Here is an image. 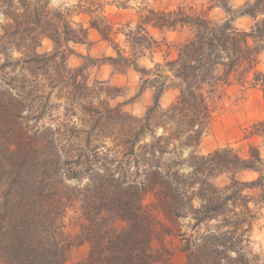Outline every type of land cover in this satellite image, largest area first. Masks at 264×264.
I'll return each mask as SVG.
<instances>
[{
    "label": "trees",
    "instance_id": "obj_1",
    "mask_svg": "<svg viewBox=\"0 0 264 264\" xmlns=\"http://www.w3.org/2000/svg\"><path fill=\"white\" fill-rule=\"evenodd\" d=\"M214 1L225 19L193 6L143 5L135 26L120 27L105 10L114 1L79 0L76 14L85 17L76 22L72 8L53 9L48 0H0V264H70V247L83 243L89 252L78 264H168L177 250L187 264H264V249L252 246L264 207L260 150L251 145L246 157L230 146L208 155L194 150L212 120L210 92L257 61L264 0L237 9ZM241 16L255 19L250 31L235 26ZM186 26L193 35L176 58L154 70L138 64L136 57L155 44L149 27ZM91 30L112 44L117 54L109 60L153 74L146 81L154 103L144 116L111 106L83 68L67 64L70 43L88 42ZM119 34L132 47L130 56ZM43 39L53 50L39 52ZM253 81L264 98V72ZM171 85L178 94L164 109L160 99ZM60 106L64 112L54 117ZM253 129L264 132V120ZM239 171L258 176L240 180ZM223 173L230 182L219 186L214 179ZM148 195L152 201L145 204ZM71 207L85 220L74 239L63 230ZM187 217L190 232L180 224ZM116 220L126 225L117 228ZM159 237L162 252L154 246ZM166 237L174 239L170 246Z\"/></svg>",
    "mask_w": 264,
    "mask_h": 264
},
{
    "label": "rangeland",
    "instance_id": "obj_2",
    "mask_svg": "<svg viewBox=\"0 0 264 264\" xmlns=\"http://www.w3.org/2000/svg\"><path fill=\"white\" fill-rule=\"evenodd\" d=\"M79 0H48L49 7L53 9H71L72 19L76 22L81 21L85 15L76 14L74 6ZM114 1L105 5L106 14L109 18L120 24V27L130 24L135 26L138 19V10L143 5L156 9H176L179 6H193L198 11L205 10L214 20H223L227 16L223 8L216 6L214 0H105ZM120 1L125 3V7H120ZM233 9H237L246 1L250 0H228ZM2 15H0V20ZM255 23L251 16L238 17L234 24L241 30L250 31ZM119 27V26H117ZM150 33L154 38L155 44L150 49L144 50L136 59L141 67L148 70H154L157 63H164L166 60L174 59L178 55V47L185 40L193 35L190 26L177 27L176 29H159L149 27ZM122 52L126 56L132 54V47L126 41L124 34L117 37ZM71 50H66V60L69 67L83 68L87 81L92 86H100L99 94L101 98L113 107L120 106L124 111L142 117L149 107L154 103V89L146 81L152 78L153 74H143L136 70L132 65L125 62H112L109 56H114L115 52L112 44L100 36L96 30H91L89 41L85 43H70ZM54 45L50 39H43L39 52H49L53 50ZM134 52V51H133ZM258 57L255 65L249 73L237 74L233 72L230 79L221 81L209 94L210 104L213 109L211 123L204 132L200 144L194 149L198 154L208 155L214 150L230 146L239 152L242 156H248L251 145L256 146L264 160V132L260 130L258 134L250 133L255 131L254 124L264 120V98L259 85H256L253 78L256 73L264 72V41L259 42ZM14 56H20L14 53ZM135 58V55H134ZM246 68V66H244ZM172 83V82H171ZM178 90L172 85L167 89L161 99L160 106L168 108L175 100ZM52 102H59L53 99ZM63 107H56L53 110L54 117L62 115ZM48 121V119H45ZM257 133V132H256ZM190 149H186L183 157H186ZM184 171H188L185 167ZM258 176L254 171H239L236 177L240 180H253ZM230 182V174L223 173L214 179V183L224 186ZM152 196L148 195L145 204H150ZM194 205L199 206V199L194 200ZM190 218L187 217L181 221L182 229L190 232L188 226ZM85 220L81 216L78 208L71 207L63 218L64 232L69 239H74L80 230V225ZM126 225L125 221L116 220L115 226L122 228ZM252 246L255 251L264 249V207L262 216L255 226L253 233ZM174 239L166 237L163 243L170 246ZM154 246L162 252L163 245L160 237L154 241ZM181 251V250H177ZM89 244H73L68 251V260L70 264L82 262L88 255ZM183 252V251H181ZM186 254L183 252V257ZM185 257L178 258V264H186ZM171 258V257H170ZM163 264V262H160Z\"/></svg>",
    "mask_w": 264,
    "mask_h": 264
},
{
    "label": "crops",
    "instance_id": "obj_3",
    "mask_svg": "<svg viewBox=\"0 0 264 264\" xmlns=\"http://www.w3.org/2000/svg\"><path fill=\"white\" fill-rule=\"evenodd\" d=\"M184 257H185V256H184ZM184 257H183V252H181V251H176V252L172 255V257L170 258V260L168 261V264H178L177 259H178V258L183 259ZM185 260H186V264H187V259H186V257H185ZM153 264H161V263H160V262H155V263H153ZM163 264H165V263H163Z\"/></svg>",
    "mask_w": 264,
    "mask_h": 264
}]
</instances>
